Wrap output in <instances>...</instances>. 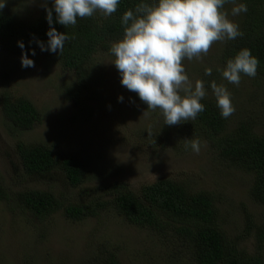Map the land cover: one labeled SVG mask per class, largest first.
<instances>
[{
  "label": "rangeland",
  "instance_id": "rangeland-1",
  "mask_svg": "<svg viewBox=\"0 0 264 264\" xmlns=\"http://www.w3.org/2000/svg\"><path fill=\"white\" fill-rule=\"evenodd\" d=\"M238 4L229 2L223 9L236 24L240 14L231 15V9ZM44 6L45 0H6L1 10L25 23L35 21ZM225 42H214L206 55L184 59L182 64L193 84L202 80L203 69H220L218 79L229 90L235 107L228 117L229 126H237L242 111L252 117L253 130L264 134V80L242 74L239 85L229 83L222 76L226 64L220 67L218 60ZM28 48L36 52L35 56L29 53L35 67H21V51L12 53L0 47V92L26 98L40 114L32 130L13 135L0 108V186L11 192L49 189L64 202L89 203L93 198L107 200L111 189L101 188L113 183L135 193L159 178H170L190 191L212 193L229 236L245 235L246 216L264 229V206L248 196L252 176L227 165L205 139L198 140V153L186 147L197 140L194 135L191 140L186 127L191 121L165 125L159 110L147 109L134 92L120 84L110 50L91 57L84 81L79 83L80 75L63 69L49 52L33 46H27L26 52ZM206 90V97L215 98L210 86ZM120 95L123 102L117 100ZM163 127L170 132L167 136L148 138L149 132L160 134ZM18 141L45 144L59 155L83 160L86 183L80 189L71 188L59 173L42 180L27 177L16 153ZM83 190L89 194L85 196ZM244 246L253 252L252 239ZM107 253L115 254L120 264H194L180 241L127 223L116 211L103 210L80 223L62 212L39 220L22 214L14 206L13 195H8V201L0 199V264H96L91 262L93 255L102 258Z\"/></svg>",
  "mask_w": 264,
  "mask_h": 264
},
{
  "label": "trees",
  "instance_id": "trees-1",
  "mask_svg": "<svg viewBox=\"0 0 264 264\" xmlns=\"http://www.w3.org/2000/svg\"><path fill=\"white\" fill-rule=\"evenodd\" d=\"M234 1L245 3L248 8L246 13L240 14L238 23L243 35L226 40L218 57L220 67L239 50L247 48L259 60L257 74L252 78L254 81L264 80V0ZM153 2L120 0L116 12L110 16L95 12L91 17H78L75 25L65 27L54 20L52 26L70 39L65 42L62 52L49 55L63 69L80 75L78 82L82 83L91 57L109 51L112 42L122 39V14L129 9L134 10L141 3ZM48 7H51V2ZM48 27L44 10L35 21L21 23L0 9V47L18 53L21 49L17 41L20 40L24 42L25 48H39L33 37L46 42ZM208 68L212 69L211 75H205V69L201 73L205 86L209 87L212 81L221 84L217 74L220 69ZM201 103L205 105L204 111L186 126L191 132V140L193 135L199 141L205 139L227 165L250 174L252 182L248 196L254 203L264 206V134L253 130L252 117L242 111L237 126L231 128L228 118L220 116L214 97H205ZM0 108L8 130L13 135L32 130L40 120L38 110L29 100L13 97L5 90L0 92ZM169 133L163 127L160 134L149 132L148 138L159 139ZM15 147L22 172L27 177L42 180L59 173L65 183L74 189H80L87 181L85 162L75 156L59 155L50 146L41 143L18 141ZM101 189H111L107 200L93 198L89 203H73L57 198L49 189L26 188L11 192L0 186V199L8 201V195H13L14 206L22 214L39 220L62 212L67 219L80 223L88 217L96 218L100 211H116L127 223L152 230L168 240L174 237L180 241L190 252L194 264H264V229L256 227L251 218L246 216L245 235L229 236L222 226L217 199L208 191H190L182 183L170 178H159L135 193L119 183ZM88 194L84 192L85 196ZM249 239L253 240V252L244 246V242ZM100 258L99 255H93L91 262L120 264L115 254L107 253Z\"/></svg>",
  "mask_w": 264,
  "mask_h": 264
},
{
  "label": "clouds",
  "instance_id": "clouds-1",
  "mask_svg": "<svg viewBox=\"0 0 264 264\" xmlns=\"http://www.w3.org/2000/svg\"><path fill=\"white\" fill-rule=\"evenodd\" d=\"M229 2L234 3V0H154L152 4L141 3L122 14L124 34L111 46L114 56L111 63L119 73L120 84L134 92L147 109L159 110L165 125L194 120L204 111L201 100L207 95L205 82L198 79L193 84L182 61L206 55L214 42L234 40L243 35L239 25L223 10ZM119 3L120 0H51V7H47L45 0V19L49 25L47 41L36 37L33 40L42 52L58 54L70 37L52 26L54 20L65 27L75 25L78 17H91L98 10L110 16ZM5 4L6 0H0V9ZM247 11V5L239 3L232 7L231 15ZM17 45L21 49V67H35L29 58V53L36 55L35 50L28 48L26 52L20 40ZM258 64L251 50L242 48L226 62L222 76L229 83L239 85L242 74L256 76ZM211 73V68L205 69V75ZM209 86L220 116L228 118L235 111L229 90L215 81ZM117 100L123 102L124 97L120 95ZM189 146L193 152L200 151L198 140L190 141L186 147Z\"/></svg>",
  "mask_w": 264,
  "mask_h": 264
}]
</instances>
